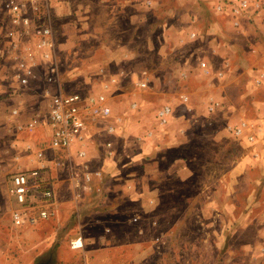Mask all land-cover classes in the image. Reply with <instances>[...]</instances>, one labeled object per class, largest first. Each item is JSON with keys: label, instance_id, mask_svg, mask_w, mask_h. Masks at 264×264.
Segmentation results:
<instances>
[{"label": "crops", "instance_id": "crops-1", "mask_svg": "<svg viewBox=\"0 0 264 264\" xmlns=\"http://www.w3.org/2000/svg\"><path fill=\"white\" fill-rule=\"evenodd\" d=\"M95 2V7L88 5L86 8L90 38L99 36L96 22L100 16L104 29L113 26L114 21L127 9H137L139 13L151 12L160 18L138 20V27L146 31L145 53L137 62L138 69L133 72L119 67L129 63L123 57L125 54L131 56L121 46L117 51L121 56L117 62L120 65L116 64L119 68L114 72L109 55V46L113 43L106 32L101 40L103 52L90 51L87 73H92L89 74L91 78H97L96 88L99 89L93 88L89 92L105 97L110 116L88 121L82 141L73 145L69 155L62 156L50 146V128L44 114L48 112V106L59 89L66 93L72 92L65 87L66 83L72 81L70 74L60 73L61 82L57 86L47 87L42 80L43 72H37L36 69L41 62L36 60L32 69L29 62L22 58L24 54L16 56L13 52L2 55V60L10 61L11 66L17 67L0 69V186L5 182L11 229L30 230L51 220L59 223V216L66 211V204H71L73 209L68 221L75 222L78 229L76 234L66 236L65 243L74 252L84 251L86 245H95L96 250L101 251L111 247H119L120 251L122 248L127 249L129 245L126 242L111 246L110 239L128 236L120 230L122 222H137L135 215L122 218V212L128 204L136 203L149 210L156 208L157 193L143 191L155 181L154 172L182 174L184 180L191 176L192 169L188 166L191 156L197 158L204 153L194 149L189 155L185 151L191 142L188 126L196 127L194 135L199 134L196 129H204H199L202 123L196 112L198 107L207 120L204 127L217 125L219 133L225 138L246 149V155L241 159L245 161V167L240 166L244 173L253 169V163H263L259 166L263 178L257 185H264V139H259L261 134L257 130V126L264 123V100H257V91L264 93V59L260 60L257 56L254 60L249 58L251 52L256 54L252 42L254 34L264 41V0H248L250 5L247 12L235 14L230 10L231 7L219 13L216 11V5L221 4L222 0H173V6H164L162 0ZM183 2L190 6L198 4L205 18H200L193 8L182 11L179 7ZM254 3L259 5L257 9ZM234 19L240 23L238 28L232 27ZM199 22L205 27L204 31L199 29ZM158 27L161 38L155 40L154 34ZM61 30V34L67 35L72 43L83 39L84 25L81 23L72 21L64 24ZM209 41L214 44L211 45ZM194 44L196 46L188 53L187 45ZM153 55L156 61L151 58ZM200 62L206 63L207 74L199 67ZM19 63L23 65L22 68L18 67ZM21 78H27V85L20 83ZM143 79L147 81L145 89L138 87V82ZM165 79L174 84L172 94L167 97L158 93V88L167 85ZM127 83L131 85V91H126ZM240 91L248 100L247 103L239 99ZM234 92L240 96L234 98ZM209 98L218 103L214 113L207 111ZM164 107H168L170 113L162 124L157 114ZM249 109L253 115H249ZM242 123L250 128L254 136L252 144L247 142L246 133L236 137L227 131V127L240 126ZM108 127L113 128L111 133L106 132ZM79 151L84 152L81 158L78 157ZM168 153H173L175 158L166 169H161L160 157ZM37 169L43 170L55 194V206L51 208L53 216L34 227L17 228L11 219L13 201L8 193L11 176ZM229 183L234 187L237 182L233 180ZM226 187L222 184V189ZM68 192L72 195L70 199L62 195ZM219 199L220 192L217 194V206H222L224 202ZM254 201L255 198L248 197V206L254 205ZM101 222L111 223L114 230L103 227L97 237H93L84 235L79 228L88 224L93 227ZM56 227L50 237L40 240V245L49 248V253L62 239L60 226L57 224ZM257 229V235L264 237V216ZM54 241L56 244H52ZM249 249L251 254L246 264H264V244L256 243ZM222 251L224 246L221 247ZM47 260H51V255L40 262Z\"/></svg>", "mask_w": 264, "mask_h": 264}, {"label": "rangeland", "instance_id": "rangeland-1", "mask_svg": "<svg viewBox=\"0 0 264 264\" xmlns=\"http://www.w3.org/2000/svg\"><path fill=\"white\" fill-rule=\"evenodd\" d=\"M162 3L164 6L168 4L173 6V0H162ZM88 5L95 7L97 2L95 0H46L45 6L41 7L40 12L38 11L39 15H47L50 18L56 39L55 54L60 64V73L70 74L72 81L66 83L65 87L72 92L84 93L97 87L98 82L95 80L97 78L93 79L89 75L92 73H87V57L91 50L103 52L101 40L105 32L113 43L109 46L111 48L109 55L114 72L119 67L128 68L130 72L137 70V62L145 53L146 40V31L138 27V20L145 18L152 21L153 17L160 18L159 15L153 16L151 12L140 11L139 13L137 9L136 11L127 9L114 21L112 27L104 29L103 19L100 16L96 22L99 36L90 38L87 24L89 19L86 12ZM182 5L179 7L182 11L193 8V12L200 18H205L203 9H200L198 4L190 6L183 2ZM2 19L0 15V22ZM72 21L84 25L83 39L76 43L70 42L67 35L61 34L64 24ZM199 23V29L204 31L205 27ZM1 33L2 30H0V69L10 70L17 66H11L10 61L2 60V55H7L9 46L3 42ZM154 37L155 40L161 38L160 27L155 31ZM209 37L212 39L211 35ZM262 40L256 33L254 34L252 42L256 54L248 52L250 59L254 60L255 56L260 60L264 59V41ZM213 44L214 42L211 43ZM120 46L131 56L125 54L123 57L129 63L117 68L116 64H119L117 62L121 57L117 52ZM195 46V44L187 45L188 53ZM11 52L15 55L23 54L22 51L11 50ZM151 58L156 61L155 55ZM181 59L184 60L182 54ZM36 69L37 72L44 70L43 65L39 66V63ZM164 82L167 85L158 88V93L167 97L172 94L174 84L167 82V79ZM127 85L126 91H131V85L129 83ZM257 92V100L263 101V91ZM242 93L240 91V96L238 92H234L233 96L234 98L240 96L239 99L247 103L248 100ZM196 112L200 115L199 120L202 123L199 129H204L201 131L196 129L199 134L194 135L196 127L188 126L191 142L188 144V150L185 151L189 155L194 152V149L204 153L197 158L191 156L188 166L192 169V174L186 180L181 177L182 174L154 172L155 181L143 190L157 193L158 201L154 210L141 208L136 203L127 205L122 212V218L135 215L138 220L135 223H121L120 230L128 234L127 237L117 236L110 239L111 246H119V242L123 241L129 245L127 249L122 248L120 251L119 247H111L107 251L103 249L101 251V249L96 250L95 245H86L82 252L72 251L65 243L66 236L76 234L78 229L75 222L68 221L73 209L71 204H66V211L59 216V223L51 220L30 230H12L8 212L9 203L6 198L7 188L3 182L2 187L0 186V264H37L49 255H51V264H246L251 254L249 246L256 243L264 244V237L256 233L264 216V185H257L263 178V174L259 173V166L263 163H253V169L244 173L240 166L245 167V161L241 159L246 155V149L227 139L228 137L225 138L221 132L219 133L217 125L204 127L207 120L202 110L198 107ZM249 115H253L251 109H249ZM257 130L261 134L259 139L263 140L264 123L257 126ZM174 158L173 153L160 157L161 169H166ZM233 180L237 182L234 187L229 183ZM222 184L227 187L222 189ZM219 192V201L224 202L222 206L221 204L217 206ZM62 195L67 196L68 199L72 196L69 192ZM248 197L255 198L254 205L250 207L247 204ZM103 223L104 225H101ZM57 224L60 226L59 234L62 235V239L53 251L50 248L49 253V248L46 249L44 245H40V240L42 237H50L56 230ZM89 226L88 224L79 227L84 235L97 237L103 227L114 230L113 225L106 222L93 227ZM52 244H56V241ZM222 246L224 251L221 253Z\"/></svg>", "mask_w": 264, "mask_h": 264}, {"label": "built area", "instance_id": "built-area-1", "mask_svg": "<svg viewBox=\"0 0 264 264\" xmlns=\"http://www.w3.org/2000/svg\"><path fill=\"white\" fill-rule=\"evenodd\" d=\"M45 1L0 0V15L3 18L0 22V30H2L3 42L9 46L7 52L22 51L24 54L22 58L29 62L32 69L36 60L41 62L44 68L42 80L49 87L57 86L61 82V76L60 64L55 54L56 39L50 18L47 15L38 14L41 7L45 6ZM249 5L248 0H222V3L216 5L215 9L219 13L231 7L230 10L234 14L244 13L247 12ZM253 6L255 9L259 7L257 3ZM239 26V21L234 19L232 27L238 28ZM191 37H194V34H191ZM18 67L22 68L23 65L19 63ZM199 67L204 73H208L205 62H200ZM20 83L27 85V78H21ZM256 83L259 82L256 81ZM138 87L147 88L146 79L139 81ZM45 93L48 94V91ZM48 108V112L44 115L46 124L50 128V146L62 156L69 155L73 145L82 141L88 121H98L100 118L110 116L105 97L91 92L66 93L59 89ZM216 109H218V103L213 98H209L208 113H214ZM169 113L168 107L159 111L157 114L159 122L165 123ZM112 131L113 128L108 127L106 132L111 133ZM227 131L236 137L246 133L247 142L252 144L254 141V136L246 124L227 127ZM83 156L84 152L79 151L78 157ZM8 193L13 201L11 219L15 227L31 228L53 216L54 212L51 208L55 206L56 198L44 177L43 170L37 169L12 175Z\"/></svg>", "mask_w": 264, "mask_h": 264}, {"label": "water", "instance_id": "water-1", "mask_svg": "<svg viewBox=\"0 0 264 264\" xmlns=\"http://www.w3.org/2000/svg\"><path fill=\"white\" fill-rule=\"evenodd\" d=\"M50 263V260H47V261H44V262H40L38 264H49Z\"/></svg>", "mask_w": 264, "mask_h": 264}]
</instances>
